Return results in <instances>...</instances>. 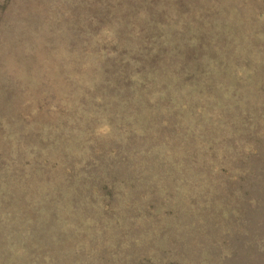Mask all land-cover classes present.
<instances>
[{
	"label": "rangeland",
	"instance_id": "obj_1",
	"mask_svg": "<svg viewBox=\"0 0 264 264\" xmlns=\"http://www.w3.org/2000/svg\"><path fill=\"white\" fill-rule=\"evenodd\" d=\"M264 264V0H0V264Z\"/></svg>",
	"mask_w": 264,
	"mask_h": 264
},
{
	"label": "trees",
	"instance_id": "obj_2",
	"mask_svg": "<svg viewBox=\"0 0 264 264\" xmlns=\"http://www.w3.org/2000/svg\"><path fill=\"white\" fill-rule=\"evenodd\" d=\"M250 264V263H249Z\"/></svg>",
	"mask_w": 264,
	"mask_h": 264
}]
</instances>
